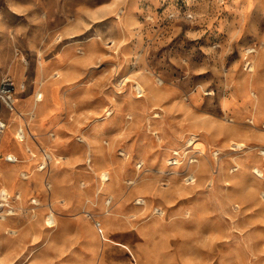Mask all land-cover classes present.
Returning <instances> with one entry per match:
<instances>
[{
  "label": "rangeland",
  "instance_id": "rangeland-1",
  "mask_svg": "<svg viewBox=\"0 0 264 264\" xmlns=\"http://www.w3.org/2000/svg\"><path fill=\"white\" fill-rule=\"evenodd\" d=\"M29 1L0 0V80L35 117L1 146L0 190L20 198L0 264H84L82 223L112 209L159 220L168 262H264V0ZM20 144L36 158L5 172Z\"/></svg>",
  "mask_w": 264,
  "mask_h": 264
},
{
  "label": "crops",
  "instance_id": "crops-1",
  "mask_svg": "<svg viewBox=\"0 0 264 264\" xmlns=\"http://www.w3.org/2000/svg\"><path fill=\"white\" fill-rule=\"evenodd\" d=\"M24 1H26L27 3H31L29 0H23V2ZM41 90L44 91V87ZM24 92L25 91H21L19 94ZM33 96H30L26 100L25 104L20 105V109H24L26 113L30 110L33 111V106L31 107V109H27L28 105L32 102L30 100H32ZM55 104L56 103L52 102V105ZM57 106H60V104H56L54 107L57 108ZM13 125L14 124H12V126ZM6 134H8V132ZM18 147V149H12L10 150L11 152H8L6 154L15 156L18 159V162L11 164L6 162L4 159L3 163L7 165L4 167L5 172L9 170L8 167H28L27 164L17 165L19 164V162H24L20 161L19 157L27 158V151L25 152V149L27 150L28 146L20 144ZM76 199L78 200V204L82 205L79 207L80 209L85 208L86 206L83 207L85 204L88 205L89 202H92V199L84 200L79 196L76 197ZM61 200V202L67 205L70 203H74L72 201L73 197L71 196H63ZM127 213L128 212L126 210L121 209H112L106 214L92 213L89 215L87 213V219L89 221L90 219H92V222L87 221L85 222V224L82 223L80 233L83 240L84 237H92V240L95 241L97 237V244L93 242V244L91 245L92 250L90 252L94 254V257L92 256L93 260L90 259L88 255H85L86 258H83V261H85L84 264H181L178 260L182 259L183 257L188 258V263L186 264H198L195 263L194 260H192L193 258L192 256H189L190 254L181 253L180 249L179 251L181 255L173 257L174 261L168 262L165 256H162L164 250L160 252L161 242L163 240H168L166 237L164 238L166 230H164L163 224L160 223L159 220L152 218L153 221L149 220V224L146 222L145 225H140L138 219L129 220L127 217H125ZM96 229L97 231L98 229H101V235L99 234L96 236ZM219 262H221V260H219ZM202 263L209 264L205 261H203ZM231 264H264V262L260 260H253L251 262H248L246 259H243V261L240 260L236 263Z\"/></svg>",
  "mask_w": 264,
  "mask_h": 264
},
{
  "label": "built area",
  "instance_id": "built-area-1",
  "mask_svg": "<svg viewBox=\"0 0 264 264\" xmlns=\"http://www.w3.org/2000/svg\"><path fill=\"white\" fill-rule=\"evenodd\" d=\"M25 90L26 85L24 83L17 85L16 81L11 76L7 75L0 80V151L3 137L12 124L17 125L15 139L18 142L25 143L32 135L29 122L35 118L33 116V112L31 111L26 113L19 108L18 95L21 91ZM35 99L37 102H41L43 100V96L41 94H37ZM17 118L22 120L23 125L17 121ZM26 151L32 156V158H36V155L29 147ZM39 153L41 154V157L37 167H39V170L42 171L48 167L52 157L43 147L40 146ZM4 159L6 162L11 164L18 162V159L10 154L6 155ZM22 176L24 180L28 178L27 173H22ZM19 198V196H12L6 189L0 190V220H5L7 217L17 214L12 203L15 200H19ZM31 203L36 205L34 199H32Z\"/></svg>",
  "mask_w": 264,
  "mask_h": 264
},
{
  "label": "bare ground",
  "instance_id": "bare-ground-1",
  "mask_svg": "<svg viewBox=\"0 0 264 264\" xmlns=\"http://www.w3.org/2000/svg\"><path fill=\"white\" fill-rule=\"evenodd\" d=\"M138 86H139V85H138ZM139 88H141V89H140L141 91L143 90V89H142V87H140V86H139ZM138 90H139V89H138ZM140 96H142V94H141ZM51 136H53V137H54V135H53V134H51ZM241 146H242V145H241ZM263 153H264V152H263ZM217 155H218V153H217ZM262 155H263V154H262ZM176 163H177V162H173L172 164H176ZM258 171H259V170H258ZM192 178H193V177H192ZM193 180H194V179H193ZM34 200H35V204H36V205H38V203H37L36 199H34ZM139 200H140L141 204L145 202V200H143V199H139ZM140 202H139V203H140ZM51 214L54 216V214H55V213H54V212H52Z\"/></svg>",
  "mask_w": 264,
  "mask_h": 264
}]
</instances>
